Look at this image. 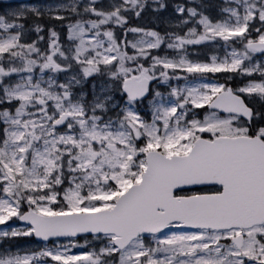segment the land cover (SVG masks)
<instances>
[{
	"label": "snow or ice",
	"instance_id": "snow-or-ice-1",
	"mask_svg": "<svg viewBox=\"0 0 264 264\" xmlns=\"http://www.w3.org/2000/svg\"><path fill=\"white\" fill-rule=\"evenodd\" d=\"M0 264H264V0H0Z\"/></svg>",
	"mask_w": 264,
	"mask_h": 264
}]
</instances>
